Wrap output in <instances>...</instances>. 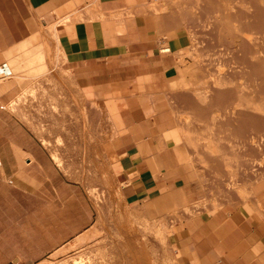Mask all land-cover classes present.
Returning a JSON list of instances; mask_svg holds the SVG:
<instances>
[{"label": "crops", "instance_id": "crops-1", "mask_svg": "<svg viewBox=\"0 0 264 264\" xmlns=\"http://www.w3.org/2000/svg\"><path fill=\"white\" fill-rule=\"evenodd\" d=\"M174 1L0 0V64L54 69L0 83V264H37L96 228L95 203L67 173L97 164L128 205L150 204L158 219L181 215L170 235L177 264H264V180L248 185L246 201L224 196L223 180L216 195L201 159L177 143L183 132L168 97L191 39ZM55 23L56 51H37L50 44L44 30ZM48 77L61 109L70 99L74 113L80 94L105 115L109 104L117 126L106 132L114 136L103 135L101 157L95 132L32 130L41 118L18 97L48 87ZM63 122L58 116L46 125Z\"/></svg>", "mask_w": 264, "mask_h": 264}, {"label": "rangeland", "instance_id": "rangeland-1", "mask_svg": "<svg viewBox=\"0 0 264 264\" xmlns=\"http://www.w3.org/2000/svg\"><path fill=\"white\" fill-rule=\"evenodd\" d=\"M174 3L177 12L186 17L185 28L191 39L181 55L178 81L168 97L183 132L177 143H185L201 159L198 164L207 169L216 195V187L223 180L224 196L236 194L246 201L248 185L252 187L254 181L264 180V0ZM56 25L44 30L51 45L37 51L45 46L56 51L52 44ZM7 62L22 82L50 74L45 65L41 72H36L35 64L17 69ZM48 83L46 88L38 85L18 97L20 105L32 104L27 108L33 118H41L39 124H31L32 130L95 132L101 137L96 141L97 155L101 157L99 153L106 150L103 135L105 139L114 136L115 133L106 132L117 126L109 104L105 115L96 105L89 107L87 98L80 94L74 99L78 107L74 113L70 99H65L61 109L57 107L56 92L51 90L55 83L52 79ZM16 111L19 118H25L23 109L17 107ZM58 116L63 124L46 125L47 120L55 121ZM66 120L69 121L65 123ZM62 144L63 141H57V145ZM67 174L86 188L95 203L96 228L37 264H177V246L170 235L180 230L184 222L178 218L181 215L176 214L177 219L172 220L158 219L151 214L150 204L128 205L112 186L110 170L98 164L92 172ZM212 206L217 208L216 203ZM201 209H206V205L182 211L190 215Z\"/></svg>", "mask_w": 264, "mask_h": 264}, {"label": "built area", "instance_id": "built-area-1", "mask_svg": "<svg viewBox=\"0 0 264 264\" xmlns=\"http://www.w3.org/2000/svg\"><path fill=\"white\" fill-rule=\"evenodd\" d=\"M14 73L8 62L0 64V83L13 79Z\"/></svg>", "mask_w": 264, "mask_h": 264}, {"label": "bare ground", "instance_id": "bare-ground-1", "mask_svg": "<svg viewBox=\"0 0 264 264\" xmlns=\"http://www.w3.org/2000/svg\"><path fill=\"white\" fill-rule=\"evenodd\" d=\"M249 35H250V34H249ZM250 36H251V35H250ZM244 37H245V36H244ZM245 38H246V37H245ZM246 39H247V38H246ZM248 40H249V38H248ZM250 40H252V38H251ZM250 40H249V41H250ZM249 41H248V42H249ZM250 44H251V42H250ZM8 64H9V63H8ZM9 65H10V64H9ZM10 67H11V65H10ZM11 68H12V67H11ZM12 71H13V73H14L13 68H12ZM14 75H15V74H14ZM13 78H14V77H13ZM79 264H83V263H79Z\"/></svg>", "mask_w": 264, "mask_h": 264}]
</instances>
